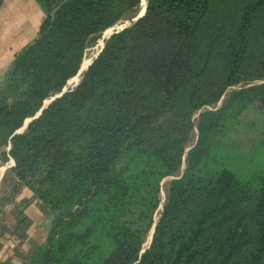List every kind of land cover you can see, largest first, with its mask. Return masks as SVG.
<instances>
[{"label": "trees", "instance_id": "16d2710c", "mask_svg": "<svg viewBox=\"0 0 264 264\" xmlns=\"http://www.w3.org/2000/svg\"><path fill=\"white\" fill-rule=\"evenodd\" d=\"M35 2L36 36L0 77V161L12 158L14 190L29 188L53 214L22 264H261L264 165L235 167L224 131L247 107L264 109V0L239 3L227 35L212 0H146L77 85L15 133L140 4Z\"/></svg>", "mask_w": 264, "mask_h": 264}, {"label": "crops", "instance_id": "0c3cea01", "mask_svg": "<svg viewBox=\"0 0 264 264\" xmlns=\"http://www.w3.org/2000/svg\"><path fill=\"white\" fill-rule=\"evenodd\" d=\"M12 2L23 4L21 0H2L0 5V77L14 55L35 37L29 36V30L22 31L26 11L21 17L16 11L9 12L8 5ZM37 8L40 23L42 11ZM13 164L12 158L0 161V264H22L44 242L53 217L41 208L32 190L27 187L14 190Z\"/></svg>", "mask_w": 264, "mask_h": 264}, {"label": "rangeland", "instance_id": "374dc122", "mask_svg": "<svg viewBox=\"0 0 264 264\" xmlns=\"http://www.w3.org/2000/svg\"><path fill=\"white\" fill-rule=\"evenodd\" d=\"M32 1V0H31ZM33 3H30L29 0H21V3L12 2L8 5L9 12L16 11L18 14H20V17L24 12L26 11L27 14V21L22 26V31L29 30V36H36L37 30H38V21H39V13H37L39 5L33 0ZM243 2V0H212V9H211V15H215V17L220 14L221 11L226 12L223 18V24L220 22L219 27H221L220 34L227 32V21L228 23L232 21L233 14L237 11V8L239 6V3ZM40 11L41 8L39 7ZM42 18V13L40 16V20ZM128 21V22H127ZM132 21L125 19L123 21H120L119 23L115 24L120 26V24L128 25ZM108 36V35H107ZM107 36L103 39V32L100 34L96 40L92 43V45L88 46L85 51L84 55H95L98 49L100 48L99 40H104L107 38ZM254 42L256 43L258 40V37L254 35L253 37ZM261 43V42H259ZM258 43V44H259ZM102 44V43H101ZM260 49V47L257 46V51ZM90 50V51H89ZM94 57V56H93ZM96 59V58H95ZM260 82V80L255 81ZM235 88V87H232ZM230 89L227 90L229 92ZM224 94L220 101L215 105V107L219 106L221 104L222 99L225 98ZM210 108V107H205ZM204 109V108H203ZM201 110L196 111L192 114V118H196ZM197 131L195 128L192 129L190 133V140L187 144L186 148L191 147L196 140ZM224 138L226 141V144L229 145L231 148L236 149L239 153H235L233 155L232 163L235 167H241L245 168L246 162L251 157H254L256 159V164L254 166V171L257 170L259 167L264 165V150H260L261 148L264 149V109H258L257 107L251 105L247 107L245 110H243L239 115H236L235 118L227 125L225 131H224ZM184 168V162L182 163L178 174L182 172ZM166 177L163 181H161V189H160V206L158 207V210L161 208V202L164 199V187L167 185L168 181L172 178ZM157 217V216H156ZM155 217V218H156ZM148 236V235H147ZM147 236L145 239V243L147 241ZM144 246L147 245V243ZM261 264H264V258L261 261Z\"/></svg>", "mask_w": 264, "mask_h": 264}, {"label": "water", "instance_id": "95a60500", "mask_svg": "<svg viewBox=\"0 0 264 264\" xmlns=\"http://www.w3.org/2000/svg\"><path fill=\"white\" fill-rule=\"evenodd\" d=\"M145 9H146V1H145L144 6H143V9H142L141 11L139 10V11L135 14V16H134L133 18H131L130 21L135 22L138 18H140V17L144 14ZM127 22H128V21H127ZM128 25H129V24H128ZM128 25H125V24H122V25H121V24H120V26H118V25H114V26H112V27H111V31L109 32L107 38H108L112 33H115V32H117V31H119L120 29L122 30L123 28H125V27L128 26ZM107 38H106V39H107ZM103 46H104V42L102 41V44L100 45V48L98 49V51L96 52V54H95L94 57H93L94 59L96 58L97 54L101 51V49L103 48ZM92 60H93V59H92ZM92 60H91V62H92ZM91 62H90V63H91ZM90 63H89V64H90ZM86 69H87V67H86ZM86 69H85V70H86ZM85 70L82 71V70H81V66H79V68H78L76 74H81V76H80V78H81L82 75H83V73L85 72ZM80 78L78 79V81H75V82H73V83H70L69 80H68L67 83H66V86H64V87L61 89V91H60L59 93H56V94H54L52 97H50L49 99L45 100V101L43 102L42 107L39 109V111L36 113V115H34V116L31 117V118H27V119L24 121L22 127H20L18 130H16L15 133H20L21 131H23V129L26 127V124H27L32 118H35V117H37L38 115H40V111H41L42 108H44V107H45V106H46L51 100H53L54 98L61 96V94L64 93V92L67 90L68 87L71 88V87L77 85V83L79 82ZM189 148H190V147H189ZM189 148H186V150H188ZM173 177H174V176H173ZM173 177H172V178H173ZM174 178H176V177H174ZM163 180H164V179H163ZM163 180H162V181H163ZM160 208H161V207H160ZM153 227H154V225L152 226V228H151V230H150L149 241H148L146 247L148 246V244H149V242H150V240H151V236H152V233H153Z\"/></svg>", "mask_w": 264, "mask_h": 264}, {"label": "bare ground", "instance_id": "6f19581e", "mask_svg": "<svg viewBox=\"0 0 264 264\" xmlns=\"http://www.w3.org/2000/svg\"><path fill=\"white\" fill-rule=\"evenodd\" d=\"M145 1L146 0H140V4H139V10L141 11L143 9V6L145 4ZM111 31V27H108L106 28L104 31H103V39L109 34V32ZM103 40H99V44L101 45ZM90 51V50H89ZM93 54H90V55H84L81 59V63L79 66H81V70L84 71L86 69V67L89 66V63L91 62L93 58ZM81 74H75L74 76H72L70 79H69V82L70 83H73L75 81H78V79L80 78ZM149 236H150V232L148 233V236H147V241L146 243L149 241ZM145 243V242H143ZM145 243V244H146Z\"/></svg>", "mask_w": 264, "mask_h": 264}]
</instances>
